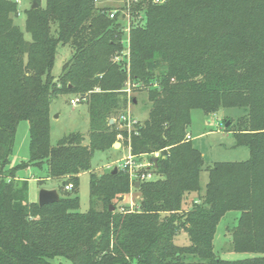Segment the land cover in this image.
<instances>
[{"label":"trees","instance_id":"1","mask_svg":"<svg viewBox=\"0 0 264 264\" xmlns=\"http://www.w3.org/2000/svg\"><path fill=\"white\" fill-rule=\"evenodd\" d=\"M105 1L31 6L27 40L15 22L16 2L0 0V264H264V0H139L132 8L142 17L129 42L121 11L111 18L114 6ZM59 45L72 55L56 77ZM129 82L147 90L150 102L128 141L131 154L159 157L156 177L138 187L127 168L99 173L91 164L96 150L128 135L118 126L136 100ZM66 93L88 104V144L80 132L51 143V103ZM231 107L242 114L225 119V128L250 157L214 163L203 188L204 157L187 139L192 111ZM21 121L29 123L30 158L7 168ZM31 167L75 193L43 206L31 201L28 179L18 176ZM85 171L90 207L81 212L76 190ZM133 187L139 209H118ZM229 211L240 212L227 227L233 249L253 256L229 260L215 252ZM182 232L188 245L175 242Z\"/></svg>","mask_w":264,"mask_h":264},{"label":"rangeland","instance_id":"2","mask_svg":"<svg viewBox=\"0 0 264 264\" xmlns=\"http://www.w3.org/2000/svg\"><path fill=\"white\" fill-rule=\"evenodd\" d=\"M34 0H20L18 3V12L15 16L16 24L24 33L25 39L31 40V33L26 27V10L32 6ZM39 6H45L46 0H41ZM103 4H112L111 1H105ZM137 21V20H136ZM72 55V48L69 45H59L58 55L55 60L52 74L58 77L65 61ZM124 55V53H123ZM118 59V58H116ZM130 89L129 95L135 96L136 101L130 103L128 110L135 115L140 122H143L147 117L150 109L147 90L137 89L132 90V83L127 84ZM79 98V95L74 93L61 94L53 99L51 103V143L56 144L62 137L72 133L80 132L85 136V143H89L90 131V115L88 104L85 100H80L73 105L71 100ZM242 114V108L231 107L223 108L215 114L207 115L200 109L192 111V122L188 128L192 135V141L204 157V169L201 173V185L206 187L208 181L207 168L213 166L216 162L222 161H244L250 157V150L247 146H236V139L232 132L225 128V119L236 121ZM230 122V121H229ZM120 130H124L120 125ZM129 134L126 136L119 133L117 142L119 147H113L106 150H96L92 157V170L103 173L108 170L122 167V164L131 154L128 145ZM127 143V144H125ZM156 156V155H154ZM30 158V134L28 121H21L17 127L15 136L13 153L10 157V164L7 166H15L22 161H28ZM147 155L136 157L138 163L145 164L148 160ZM1 166V163H0ZM143 170V168H140ZM19 176L28 179L29 181V199L38 201L41 189H57L61 197L72 196L75 191L65 189L63 180L61 179H45L46 172L40 171L34 167L23 169L18 172ZM156 177V175H155ZM80 198L79 211L86 212L90 207V171H85L80 174L79 185L76 190ZM126 200L116 201L118 209L129 207L139 209L140 194L137 190L132 189V192L125 195ZM132 202V203H131ZM239 211H229L221 219L215 235V252L223 259L237 260L246 257H251L252 253L237 252L232 247L231 234L227 231V227H232L236 224L239 216ZM175 242L179 245H188L190 243L188 235L185 232L180 233ZM63 264H72L69 260H63Z\"/></svg>","mask_w":264,"mask_h":264},{"label":"built area","instance_id":"3","mask_svg":"<svg viewBox=\"0 0 264 264\" xmlns=\"http://www.w3.org/2000/svg\"><path fill=\"white\" fill-rule=\"evenodd\" d=\"M16 3H18L20 0H14ZM112 2V5L114 6L113 9L109 10V16L111 18H115L117 13L121 11L122 14V24H123V31L127 35V42H129L130 37V31L134 24H137L139 20H141L142 14L138 10H134L132 8V3H138L139 0H108ZM154 4H162L166 0H151ZM137 20V21H136ZM130 91V89H127ZM73 105H76L77 102H79V99H72L71 100ZM119 124L120 126L127 131L129 134V138L133 132H136L137 127L139 125L138 118L133 115V113L130 110H127L125 113H123L119 118ZM187 139H191V135L187 134ZM130 140V139H129ZM130 147V145H129ZM131 151V147H130ZM158 156V153L154 154ZM153 155V157H155ZM136 156H133L130 154L128 158L125 160V162L122 164L123 168H127L128 172L130 174V178L132 183L139 182L140 180H152L155 177L154 172L152 171V167L154 166V162L152 158H148L147 162L145 164H140L136 160ZM146 169V171L140 169ZM142 170V171H141ZM67 189L72 188V184H69L66 186Z\"/></svg>","mask_w":264,"mask_h":264},{"label":"water","instance_id":"4","mask_svg":"<svg viewBox=\"0 0 264 264\" xmlns=\"http://www.w3.org/2000/svg\"><path fill=\"white\" fill-rule=\"evenodd\" d=\"M39 6V3L34 0L33 2V5H32V8H37ZM136 101V100H135ZM111 123L114 122V119H111L110 121ZM230 122H227L226 125H229ZM115 147H119L120 146V143L119 142H116L114 144ZM153 159V162L155 164V166H157V162H158V159L159 157L158 156H155V157H152ZM117 171V168H115L113 170V172H116ZM139 186V182L137 181L136 182V187ZM60 200V194L58 192L57 189H41L40 190V193H39V199H38V202L40 204V206H43V205H46V204H50V203H55V202H58ZM145 205V203H144ZM110 210H114V206H110Z\"/></svg>","mask_w":264,"mask_h":264},{"label":"crops","instance_id":"5","mask_svg":"<svg viewBox=\"0 0 264 264\" xmlns=\"http://www.w3.org/2000/svg\"><path fill=\"white\" fill-rule=\"evenodd\" d=\"M190 135H191V133H189ZM191 139H192V135H191ZM19 176V175H18ZM20 178H24V177H22V176H19ZM126 197L127 196H124V199L123 200H126ZM132 203V202H131Z\"/></svg>","mask_w":264,"mask_h":264}]
</instances>
